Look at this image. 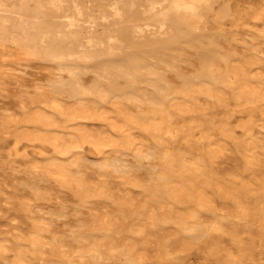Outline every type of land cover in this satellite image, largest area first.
Listing matches in <instances>:
<instances>
[{
    "label": "rangeland",
    "instance_id": "rangeland-1",
    "mask_svg": "<svg viewBox=\"0 0 264 264\" xmlns=\"http://www.w3.org/2000/svg\"><path fill=\"white\" fill-rule=\"evenodd\" d=\"M172 2L0 0V264H264V0Z\"/></svg>",
    "mask_w": 264,
    "mask_h": 264
},
{
    "label": "bare ground",
    "instance_id": "bare-ground-1",
    "mask_svg": "<svg viewBox=\"0 0 264 264\" xmlns=\"http://www.w3.org/2000/svg\"><path fill=\"white\" fill-rule=\"evenodd\" d=\"M216 0H191L190 3H187L185 0H173L171 3V6L167 10V15L170 17L177 18L179 21V27L182 30H188L192 29L193 23L192 19H195L198 16H205V11L210 12L216 9L215 7ZM59 4V3H57ZM27 21V19L25 20ZM20 47L22 48L23 45L21 43V40L19 39ZM54 47H57V44L55 45H45L46 51L50 52ZM55 50V49H54ZM37 115L39 117H43L49 120L50 124H56L57 118L54 114L51 112H47L43 107L37 108ZM78 130L76 131H67L66 134L70 137L69 139L65 137V135L53 132L52 134L46 135L44 139H51L52 142L56 145H60L62 142H65L68 140L72 145L74 146H80V141L74 136L72 133L81 132L85 135H97L94 131L87 129L80 124L76 127ZM36 135L39 136L40 133L36 130ZM65 140V141H64ZM58 147V146H57Z\"/></svg>",
    "mask_w": 264,
    "mask_h": 264
}]
</instances>
